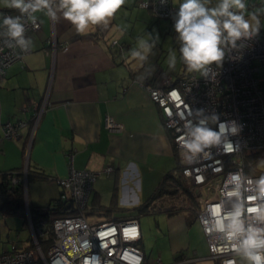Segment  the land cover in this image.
I'll list each match as a JSON object with an SVG mask.
<instances>
[{
    "label": "crops",
    "instance_id": "obj_1",
    "mask_svg": "<svg viewBox=\"0 0 264 264\" xmlns=\"http://www.w3.org/2000/svg\"><path fill=\"white\" fill-rule=\"evenodd\" d=\"M138 1L126 0L107 26H95L86 34H78L62 18L52 22L43 14H36L40 28L27 31V39L33 41V46L0 77V184L1 173L6 170L26 168V173L29 170L62 178L68 175L70 162L75 169L101 170L111 166L108 175L102 174L93 182L88 204L91 209L87 211L111 213L134 207L140 213L137 207L148 202L166 173L175 171L178 160L171 131L164 126L160 108L148 91L150 85L161 86L170 76L160 77L157 71L146 68L144 62L130 57L135 38L160 18L140 8ZM3 9L6 7L0 0V12ZM112 40L117 43L111 44ZM44 96L46 109L29 142L31 111L24 112L22 107L31 101L40 103ZM106 115L122 123L123 130L108 131L104 126ZM18 119L26 120L20 129V139H3L1 125ZM33 180L51 179H26L24 215L1 206L0 191V219L5 221L13 213L28 221V207L52 204L59 197L61 187L52 183L47 197L56 193L58 196L42 200L39 194L30 196L28 191L27 200L26 188H30L28 182ZM144 185L153 189L143 198L137 192ZM105 188L109 195L104 193ZM189 200L193 201L180 190L158 197L145 213L155 206L159 208L154 212L166 213L167 223L159 230L174 255L173 260L186 255L183 252L186 250L197 256V261L211 259L207 257V244L198 220L205 253H201V246L190 244L188 231L193 220L186 213L194 211L188 206ZM193 215L196 217L195 212ZM30 243L31 240L26 246ZM4 249L0 240V251ZM239 262L247 264L241 256Z\"/></svg>",
    "mask_w": 264,
    "mask_h": 264
},
{
    "label": "built area",
    "instance_id": "obj_2",
    "mask_svg": "<svg viewBox=\"0 0 264 264\" xmlns=\"http://www.w3.org/2000/svg\"><path fill=\"white\" fill-rule=\"evenodd\" d=\"M177 0H139L138 5L147 8L155 17L165 18L174 30V16L178 11ZM3 16L17 15L12 10H4ZM0 16V77L13 62L20 60L28 50H21L15 41L8 37ZM25 39L28 30L40 28V22L33 24L26 17ZM112 40L111 44H116ZM237 48L225 49V58L220 65L208 67L207 76L197 72H187L175 80H163V85H150L149 95L160 108L164 126L171 131L172 143L177 152L180 174L191 186L195 197V215L207 244V257L216 259L219 264L226 260L239 262V255L230 249L219 234L206 235L201 220L207 218V210L214 203H223L225 211L237 201L228 199L225 185L229 174L240 172L246 178L257 179L261 174L245 170V155L264 150V32L251 40L237 41ZM176 94H173V92ZM47 98L38 103L24 104L23 111H31L29 118V142L32 139L39 119L46 109ZM202 110V112H201ZM218 115L219 121H235L242 130L235 136L226 137L235 150L225 152L223 148H213L197 156H191L180 147V140L186 126L195 124L203 117ZM26 120L6 121L1 125L2 137L17 140L21 137V127ZM104 126L110 132H120L123 124L106 115ZM209 127L218 125L209 123ZM236 142H239L238 145ZM111 166L101 170L75 169L70 162L66 177L53 178L60 187L59 197L70 202L69 214L58 215L52 220V241L43 249L41 240L47 237L46 222L39 218L32 221L27 210L31 243L28 247L12 245L0 251V264H189L198 259L194 255H178L172 262L165 263L157 256L149 257L137 243L141 241V231L137 217L106 219L90 222L86 216L93 182L102 174L108 175ZM26 168L20 175L9 174L12 185L26 182ZM243 196L252 195L245 191ZM264 226V225H261Z\"/></svg>",
    "mask_w": 264,
    "mask_h": 264
},
{
    "label": "clouds",
    "instance_id": "obj_3",
    "mask_svg": "<svg viewBox=\"0 0 264 264\" xmlns=\"http://www.w3.org/2000/svg\"><path fill=\"white\" fill-rule=\"evenodd\" d=\"M125 3L126 0H3L4 7L18 14L3 16L0 13V16H3L2 24L6 28L4 34L21 50H28L33 41L25 39V17L34 25L37 24V13L52 22L62 18L78 34H86L95 26H107ZM260 27L257 12L246 14L245 0H219L214 8L206 7L203 0H182L174 16L180 58L188 72H199L203 76H207L210 65L221 64L226 48H237V41L253 39L259 34ZM158 39V36L153 39L150 34L140 38L138 47L131 50V59L146 60ZM175 66L176 55L171 54L168 67L174 69ZM209 123L218 127H209ZM186 129L180 147L187 154L197 156L213 148H223L225 152L235 150L226 137L237 135L242 126L235 121L221 122L214 114L187 125ZM260 163L264 164V160ZM245 184L249 187L244 190L252 191V195L243 196L241 190ZM225 185L228 186L226 198H235L237 202L229 211H225L223 203L211 204L207 218L201 220L203 230L206 235L219 234L230 245L231 251L247 264H264V226H261L264 225V174L253 181L240 172L231 173ZM224 264H236V261L230 259Z\"/></svg>",
    "mask_w": 264,
    "mask_h": 264
},
{
    "label": "rangeland",
    "instance_id": "obj_4",
    "mask_svg": "<svg viewBox=\"0 0 264 264\" xmlns=\"http://www.w3.org/2000/svg\"><path fill=\"white\" fill-rule=\"evenodd\" d=\"M203 2L205 3L206 7L214 8L217 6L219 0H203ZM245 2H246V14L251 12L258 13L259 19L261 21L259 34H261L262 32H264V0H245ZM142 9L149 11L147 8H142ZM149 34L152 36L153 39H155L157 36L159 37V39L152 48L151 52L148 54L146 60L144 61L136 60V61L144 62L146 68L153 69V71L155 72L157 71L160 77L167 74L172 79H175L176 77L178 78L182 74L187 73L188 72L187 67L186 65H184L183 61L180 58L179 47L177 45L178 39L174 38L173 28L171 27V25L167 23L165 18L160 17L154 20V22H151L148 26H146V28L143 29V31H141L140 35L135 38L133 47L137 48L138 40L140 38L147 37ZM149 42L151 43V41ZM171 54L176 55V66L174 69H170L168 67V59ZM261 160H264V158H262ZM260 161L258 163V167L261 170H264V164L260 163ZM52 183H54L56 186H59L53 180L29 181L28 184L30 185V188L28 189L26 188V192H27L26 199L28 200L27 198L28 191L30 193V196L33 193L39 194L42 200H44V198H47L45 200H48L53 196H58V194L56 193L51 197H47L49 196V191H51V188L53 187ZM152 189L153 186L144 185L142 187V190L138 191L137 194L139 197H141V195L143 194V198H144L146 196H149L148 194L152 191ZM104 193L109 195V193L106 191V188ZM189 204L188 206L190 207V209L194 211L196 208L195 201L194 200L190 201ZM158 208L159 206L153 207L150 213H138L137 209L134 207L122 211L113 210L111 213H93L91 211L89 212L86 211V216L90 222H99L106 219L137 217L140 223L142 240L140 241V243H137L135 245L143 249L144 253L148 254L151 258L160 255L163 262L170 263L173 261L174 255L171 253L168 244H165L166 239L159 230L160 227L161 228L165 227L167 216L166 213L154 212ZM88 209H91V207L88 206ZM194 212L186 213L189 216L190 221L193 220L191 224H189L190 230L188 231V237L190 239V244L192 246L194 245L201 246L202 247L201 253L204 254L206 251V247L204 246V238L201 235V232L199 231L198 228L199 222L197 223V219L193 215ZM4 220L5 221H3V219H0V235H1L0 240L5 248L4 250L10 249L12 245H15L17 247L26 246V244H28L31 239L28 221L24 220L23 217L21 218L19 215H15L13 213L7 215ZM183 252L186 255H189L187 252L190 251L186 250ZM40 264H44V263L41 262ZM189 264H214V262L212 259H202L198 261L196 260L194 263H189Z\"/></svg>",
    "mask_w": 264,
    "mask_h": 264
},
{
    "label": "trees",
    "instance_id": "obj_5",
    "mask_svg": "<svg viewBox=\"0 0 264 264\" xmlns=\"http://www.w3.org/2000/svg\"><path fill=\"white\" fill-rule=\"evenodd\" d=\"M9 10V8L3 9ZM178 39V38H175ZM178 47H180V42L177 41ZM185 74V73H184ZM264 158V150L249 152L245 155V170L248 173L253 174H264V170H261L258 167L259 161ZM22 170H6L1 173L2 181L0 184V191L2 196L1 206H6L8 211L17 212L21 215H24V204H23V184L22 182H17L15 185H12L8 175L15 174L20 175ZM35 179V178H48L51 179V176L44 175L43 173L30 171L28 170L26 179ZM186 192L189 195V198L195 200L194 194L191 191V186L186 181L185 178L180 174L179 166L176 167L173 173H166L160 183L158 184L154 193L150 196L148 202L145 205H140L137 208L140 213L149 212V206L154 202L158 197L164 195H173L179 191ZM55 206V208H52ZM73 210L72 208H66V202H63L60 197L54 199L52 204L48 205H36L28 207V212L32 221H36L39 218H42L46 222L47 237L41 240L43 249L46 248L49 243L52 241V220L58 215L69 214ZM30 245V244H29ZM28 245V247H29ZM31 246V245H30Z\"/></svg>",
    "mask_w": 264,
    "mask_h": 264
},
{
    "label": "water",
    "instance_id": "obj_6",
    "mask_svg": "<svg viewBox=\"0 0 264 264\" xmlns=\"http://www.w3.org/2000/svg\"><path fill=\"white\" fill-rule=\"evenodd\" d=\"M63 202H66V208L69 207L70 202L66 201V199H61ZM52 208H55V206H52Z\"/></svg>",
    "mask_w": 264,
    "mask_h": 264
}]
</instances>
